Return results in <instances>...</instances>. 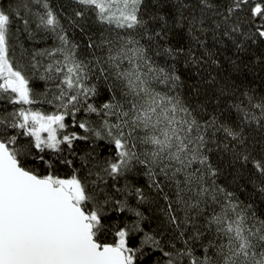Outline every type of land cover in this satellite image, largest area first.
I'll list each match as a JSON object with an SVG mask.
<instances>
[{"label": "snow or ice", "instance_id": "obj_1", "mask_svg": "<svg viewBox=\"0 0 264 264\" xmlns=\"http://www.w3.org/2000/svg\"><path fill=\"white\" fill-rule=\"evenodd\" d=\"M70 3L0 0V264H264V0Z\"/></svg>", "mask_w": 264, "mask_h": 264}, {"label": "trees", "instance_id": "obj_2", "mask_svg": "<svg viewBox=\"0 0 264 264\" xmlns=\"http://www.w3.org/2000/svg\"><path fill=\"white\" fill-rule=\"evenodd\" d=\"M52 4L57 9V11L60 10L61 6H63L65 13H70L72 10V5L70 3V0H52ZM94 20L95 18L92 17L91 22H94ZM76 35L78 36L79 33H76ZM21 43H23L26 47H34V48H47L53 46V40L49 39L46 36L44 37V39L40 40L39 43H33L32 41H29L27 39L26 34L21 36ZM219 50H220V60L225 69L224 72H221V76H226V75L230 76L231 79L235 81V83L237 84L243 81V85L245 88L250 87L257 91L264 90V71H261L259 67H257L254 71L250 70L249 68H245L240 73H232L230 70L231 61L229 58H231V60H237V63L243 61L248 65H251L253 63L252 59L250 58L251 54L249 55L239 54L240 58L238 59L237 54L234 52V49H232L230 46L227 48H223L222 46H219ZM260 51H264V49H261ZM260 51H257L256 55H259ZM178 67L181 69V71L185 73H189V74L191 73V69L189 68H183L182 65H178ZM215 74L216 72L213 71V75ZM187 82L191 84L192 80L188 79ZM37 87L42 88V85L37 84ZM200 99L203 100L204 97L201 96ZM8 107L11 108L12 106L8 105ZM43 110L51 111L52 108L49 105H44ZM62 174L63 175L70 174V170H64ZM218 182L227 186L229 190L234 191L243 203L251 204L252 207L256 209L257 213L262 217H264V194L260 193L253 186V183L251 182L247 172L243 173L239 177L238 182L236 183H232L231 176H229L227 179L222 177L221 180Z\"/></svg>", "mask_w": 264, "mask_h": 264}]
</instances>
